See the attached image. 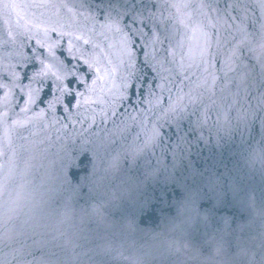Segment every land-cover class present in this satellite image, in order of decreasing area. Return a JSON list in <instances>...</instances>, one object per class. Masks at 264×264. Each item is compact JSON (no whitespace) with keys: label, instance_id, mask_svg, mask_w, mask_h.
Masks as SVG:
<instances>
[{"label":"water","instance_id":"1","mask_svg":"<svg viewBox=\"0 0 264 264\" xmlns=\"http://www.w3.org/2000/svg\"><path fill=\"white\" fill-rule=\"evenodd\" d=\"M12 2L21 7H4ZM94 2L0 0V264H239L238 249L264 233L259 126L243 139L226 137L225 147L205 130L208 143L175 161L144 148L158 112L142 104L112 117L118 77L112 92L85 90L83 59L103 54L118 63L120 55V34L101 27ZM242 2L257 26L264 22L260 0ZM252 46L257 52L245 48V57L260 55ZM46 65L83 74L86 85L72 87L90 102L75 107L50 74L31 79ZM233 184L241 188L235 200L216 206Z\"/></svg>","mask_w":264,"mask_h":264},{"label":"snow or ice","instance_id":"2","mask_svg":"<svg viewBox=\"0 0 264 264\" xmlns=\"http://www.w3.org/2000/svg\"><path fill=\"white\" fill-rule=\"evenodd\" d=\"M88 6L102 16V28L120 34L119 62L114 63L103 54L83 59L91 74L90 85L78 71L57 72L47 65L31 79L50 74L61 96L76 99L75 107L79 108L88 104L90 97L76 91L73 84L86 85V92L97 88L112 92L108 85L115 86L118 77L120 83L112 101L116 106L111 116L126 113L129 106L139 110V105L147 104L150 112L159 115L144 148L159 147L169 152L174 161L181 154L190 153L199 142L207 144L205 130L209 134L215 132L218 147H225L221 142L226 137L230 140L234 135L242 139L245 133L252 135L257 126L264 138V22L257 26L248 17L242 0H95ZM259 6L264 10V0ZM4 7L15 10L21 6L12 2ZM253 41L258 43L260 55L245 57V48L257 52ZM84 43L90 41L85 39ZM225 49L227 55H223ZM246 59L256 62L248 64ZM101 115L109 118L105 111ZM82 151L87 153V149ZM132 163L135 164V157ZM155 175L156 172L146 174ZM240 190L239 184H233L217 193L216 206H228L229 196L234 201ZM103 254L104 250L95 253L101 257ZM235 255L239 264H264V233L259 238L251 237Z\"/></svg>","mask_w":264,"mask_h":264}]
</instances>
